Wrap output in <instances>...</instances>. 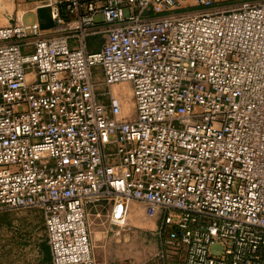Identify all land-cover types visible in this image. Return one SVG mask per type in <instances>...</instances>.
I'll return each instance as SVG.
<instances>
[{
  "label": "built area",
  "instance_id": "built-area-1",
  "mask_svg": "<svg viewBox=\"0 0 264 264\" xmlns=\"http://www.w3.org/2000/svg\"><path fill=\"white\" fill-rule=\"evenodd\" d=\"M187 3L35 0L0 26V212L40 210L53 264H97L87 207L102 202L120 228L133 202L162 210L167 264H264V0ZM40 9L55 29L25 21Z\"/></svg>",
  "mask_w": 264,
  "mask_h": 264
},
{
  "label": "rangeland",
  "instance_id": "rangeland-1",
  "mask_svg": "<svg viewBox=\"0 0 264 264\" xmlns=\"http://www.w3.org/2000/svg\"><path fill=\"white\" fill-rule=\"evenodd\" d=\"M260 1L263 0H221L219 1L221 3L214 0V4L209 9L212 11L231 9L246 3ZM34 3L1 2L0 26L9 24V22L4 23V20L9 19L10 15H14V12L32 9ZM13 5L15 11H13ZM50 12V9H45L43 15L38 12L37 15L28 13L25 16V21L38 22L43 30H53L56 24L52 19H49ZM187 12H190V9H187L185 5L180 13ZM99 19L98 16L97 20ZM102 43L100 37L89 38L87 47L89 51H96V48H101ZM94 74V81L99 84L102 78L101 69L96 68ZM131 89L132 85L129 83L118 84L110 88L111 94L121 99L124 116L128 120L134 118ZM105 92H107V87L98 86L100 97ZM102 101L108 102L105 98ZM126 106L129 107V110H126ZM111 209L112 204L105 202L87 207V221L93 254L96 258L105 254L106 249L103 248L101 240L106 237L111 240L107 251L110 249L112 254L125 256V264H167L156 256L159 242L155 231L160 225L162 210L150 208L140 202H133L127 219L128 226L121 231L118 229L119 227H113L108 221L107 216ZM222 252L223 248L219 244H215L211 248V253L214 256H219ZM0 264H53L43 215L40 210L19 209L0 212Z\"/></svg>",
  "mask_w": 264,
  "mask_h": 264
},
{
  "label": "crops",
  "instance_id": "crops-1",
  "mask_svg": "<svg viewBox=\"0 0 264 264\" xmlns=\"http://www.w3.org/2000/svg\"><path fill=\"white\" fill-rule=\"evenodd\" d=\"M219 1H221V0H216L217 3H221ZM0 2H20L22 4L23 2H35V0H0ZM186 7H187V9H190L191 12H197V11L204 10V8H200L199 6H197L196 0H188V3L186 4ZM33 8H34V6H33ZM32 9H30L29 11L20 10L19 12H14L15 18L17 16L18 17L22 16L24 13L30 12ZM13 11H15L14 10V5H13ZM98 50L99 49L96 48V51H98ZM88 51H89V49H88ZM96 51H89V52H96ZM124 228H120L119 227L118 229L123 231ZM118 235H120V232H118ZM101 242L104 245L103 248L106 249V250L104 251V253H105L104 255L98 256L97 258L93 254L94 255V259H95L97 264H125V256L112 254L110 249H108V251H107V248H109V245L111 244V240H109L106 237H104V239H102Z\"/></svg>",
  "mask_w": 264,
  "mask_h": 264
},
{
  "label": "bare ground",
  "instance_id": "bare-ground-1",
  "mask_svg": "<svg viewBox=\"0 0 264 264\" xmlns=\"http://www.w3.org/2000/svg\"><path fill=\"white\" fill-rule=\"evenodd\" d=\"M0 3H1V2H0ZM0 5H1V4H0ZM24 14H25V13H24ZM24 14H23L22 16H20V17H18V16H17V17L20 19V18H22V17L24 16ZM17 17H16V18H17ZM13 19H15V15H10V16H9V19H5V20H4L5 22H4V21H3V22H4V23H8V22H9V23H10ZM1 25H2V24H1ZM126 110H129V107H128V106H126Z\"/></svg>",
  "mask_w": 264,
  "mask_h": 264
},
{
  "label": "water",
  "instance_id": "water-1",
  "mask_svg": "<svg viewBox=\"0 0 264 264\" xmlns=\"http://www.w3.org/2000/svg\"><path fill=\"white\" fill-rule=\"evenodd\" d=\"M44 12H45V9H40V10H38V13H41L42 15L44 14ZM49 19H51V15L49 16ZM14 22H15V19H13L9 24H7V25H12V24H14Z\"/></svg>",
  "mask_w": 264,
  "mask_h": 264
}]
</instances>
